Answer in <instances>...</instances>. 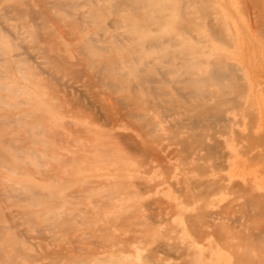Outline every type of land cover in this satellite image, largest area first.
I'll use <instances>...</instances> for the list:
<instances>
[{
  "label": "bare ground",
  "instance_id": "6f19581e",
  "mask_svg": "<svg viewBox=\"0 0 264 264\" xmlns=\"http://www.w3.org/2000/svg\"><path fill=\"white\" fill-rule=\"evenodd\" d=\"M156 1L0 0V169L30 176L32 171L27 167L35 168L37 189L25 187L30 191V200L35 201L31 206L41 205L38 201L46 197V189L54 196L63 187L69 191L67 200L73 206L76 201L85 200L97 210L137 200L147 193L169 192L178 202L162 201V206L165 205L158 213L161 217L156 219L157 229L162 238L174 241L171 249L181 255L183 264H227L219 251L213 257L214 247L209 246L211 255H207L205 247L196 240L184 241L183 230L189 224L195 233L201 231V238L214 231L229 240L228 264H264V226H259L264 223V194L245 186L246 181L243 185L226 183L219 174L229 167V162L223 160L225 143L215 139L217 134L232 133L234 112L241 110L254 117L252 101L258 93L251 92L245 67L228 54L234 44L232 34L215 17L212 23L201 18L209 0H159L158 8ZM170 12L177 13L186 24L180 27L178 22L168 20ZM244 32L242 29V35ZM52 88L65 92L76 111L94 112L109 130L83 131L60 125L51 102L56 100L50 97ZM102 96L106 102L110 97V102H102ZM171 110L172 119L167 120L171 115L162 116ZM122 119L144 133V139L156 134L157 138L173 141L180 160L193 166V175L184 180L178 178L176 182L149 178L151 168L146 163L140 164L134 156L136 153L147 156L148 145L144 148L145 141L138 143L129 135L117 132ZM246 136L253 143L257 141L256 135L253 139ZM117 143L123 144V149ZM255 146L252 148L251 144L248 151L246 147L242 152L248 163L261 164L264 168V145ZM129 150L135 153L129 154ZM236 158L231 161L235 162ZM254 175L257 176L255 172ZM17 192L21 194L23 189L11 187V198ZM228 192H235V198L218 204V195ZM19 194L14 197L20 198ZM68 211L70 215L71 210ZM65 212L68 216L65 210L63 217ZM35 213L29 211L23 216L31 222ZM236 213L240 214L237 222L243 230L240 227L238 231V227L232 237L228 230L235 227L229 215ZM50 215L48 212L43 216L48 226L61 222L68 227L82 226L93 220L76 214L60 221ZM150 216L153 214L148 218L155 222ZM99 218L97 215L94 219ZM129 221L121 223L124 228ZM139 225L132 223L128 229ZM119 226L116 229L122 230L123 226ZM6 230L0 227V232ZM105 230H97L96 234ZM232 240L237 244L231 245ZM3 241L2 263L34 260L15 238L6 237ZM128 241H113L102 234L97 244L92 243L97 249L94 256L78 258L75 253L72 264L158 263L153 250L150 256H141L143 242H138L134 254ZM108 246L129 250L130 255L122 252L109 258L104 255Z\"/></svg>",
  "mask_w": 264,
  "mask_h": 264
},
{
  "label": "rangeland",
  "instance_id": "374dc122",
  "mask_svg": "<svg viewBox=\"0 0 264 264\" xmlns=\"http://www.w3.org/2000/svg\"><path fill=\"white\" fill-rule=\"evenodd\" d=\"M263 4H264V0H218V1L209 0L206 6V12L201 18H203L205 21L209 20L211 22L209 21L208 22L212 23L214 22L212 21L213 20L212 18L215 17V21L217 20L219 22H222L224 29H226L228 33L232 34L234 38V44L229 48L228 54L238 64L245 67V72L246 71L248 72L251 81V86H250L251 92L258 93V97H255L256 99L253 97L254 102L252 101L253 111H251V115H254L253 117L254 119L252 118V116L248 114H244L241 110H238L234 112L231 117L234 124L233 127L231 128L233 129L232 133L229 135L217 134L219 137L217 135L215 136V139L219 141V143H223V144L225 143L224 153L226 155H225V159L223 160L225 161L227 160V162H229V167L226 165L227 166L226 169L222 170L219 174L223 175V177L227 180L226 183H230L231 181V183L235 182L243 185L246 181L245 186L255 188V190H258L259 192H262L264 194V188H263L264 172L261 174L264 168L262 167L261 164L248 163L249 160H247L245 154H243L246 147L247 146L250 147L251 144H253L252 148L256 147L255 144L259 145L260 143V145H264V140H263L264 139V7L262 8ZM222 5L224 6L222 7ZM160 6H161V2L159 0L156 1V7L158 8ZM251 8L254 12H252ZM225 9L228 11H226ZM232 14L233 16L231 17ZM254 17L255 19H253ZM166 18L170 21L178 22L177 25H179L180 27H182L183 24H186L185 23L186 21L184 19L179 20L177 13L174 14L173 12H170ZM261 24L263 28V33H262ZM242 29L243 32L245 31L243 35H242ZM182 30L186 31V28L183 27ZM194 34L196 35V33ZM260 50L262 52H260ZM17 52H21V50H18ZM256 56L258 58H261L262 61H258V58L256 60L255 59ZM64 93L65 92H62L57 88L56 89L52 88V92L50 94L51 98L56 99L55 102L54 101L51 102L53 103L55 110L59 115L56 118L60 125L63 124L67 125L66 126L67 129H70V127L71 128L73 127L75 129L77 127L79 130H83V131H85V129L88 130L90 129L93 131L109 130V127L102 126V123L98 121V118L93 114L94 112L91 113H87V112L85 113L83 111L78 112V110L76 111L75 108H72L68 100L69 97L67 95H64ZM57 97L60 99L57 100ZM109 98L107 97V102H106V99L102 96L101 101L102 102L104 101L106 104H108L110 102ZM256 103H258V106ZM58 104L61 107H59ZM173 114L174 111L171 110L170 112H167V114H163L162 116L171 115L172 117L170 118L167 117V120H170L173 118ZM88 122L90 123L89 125H87ZM118 124H119L118 127L120 128H117V132L123 133L124 135H129L134 140L136 139L138 143H140V140L145 141L143 146L144 148H146V146L148 145L147 146L148 152L146 153L147 156H142L141 153L138 154L136 153L137 154L136 155L134 154L135 151L129 150L127 152L129 154H134V156L139 160L140 164L146 163V165L149 166V168H151V171L147 176H149V178H151L153 181L176 182L178 178L184 180L185 177H189L193 175V170H192L193 166L190 165L188 162L186 163L187 165H185V163L180 160V156H178L175 152L177 147L174 145L173 141L160 139L159 136L157 138L156 134H153L152 136L150 135L148 138L144 139L142 138L144 133H140L139 131L135 130L125 119H122ZM247 130L249 131V134L247 133ZM246 134L249 135L248 137H252V139L253 136L256 135L254 136V139L257 141H254V143L251 142L249 138H247ZM258 135L261 136V138L260 137L257 138ZM117 144L119 148L123 149L124 147L123 144L121 145L119 143ZM246 150L248 151L249 148L247 147ZM235 157H237L236 158L237 160L235 162L234 160L231 161V159H235ZM127 168L130 170L131 167L127 166ZM183 168H185L186 170H183ZM27 169L29 171H32L30 176L19 175L20 171H17L16 172L17 174H14L5 169H0V227L3 226L7 228L6 231L0 232V237H1L0 247H2L4 244L3 238L13 237L16 240H18L22 245V247L25 249V252L34 259L33 261L20 259L19 261L21 264H50L51 262L55 264H72L73 263L72 260H74L72 256H74L75 253L76 256L78 254V258H92L97 250L95 248L98 237H100V235L102 236V234L108 235L109 239L113 241L125 242L129 239L128 243L132 245V249L129 250L134 254L136 253L135 247L139 245L138 242H143V244L141 245L142 248L140 250L141 256L143 257H145L146 255L150 256L153 250L154 252L152 253V255L158 259L157 264H183L181 255L177 251H173L171 249V247L174 246L175 244L174 241L173 240L167 241L166 239L162 238L161 234L158 233L159 230L157 229L156 219L158 217H161V215L158 216V213L160 210L161 211L163 210V206L165 205L163 204L162 206V201L163 203L165 202L167 204H168V200L171 202L172 201L178 202V199L169 192H166L163 195L162 194L158 195L155 193H147L143 195L144 197L142 196L137 200H133L129 202L127 201L125 202V204L116 203L110 206L109 208L103 210L100 209L102 211L101 212L100 210L92 209L91 207H89V202L85 200L76 201V205L73 206L72 201L67 200L68 198L67 196H70L69 191L65 190V188L63 187L60 188L59 193H56V195L54 196H50L48 194V190L46 189L44 191V193H46V197L38 201L39 203H41V205L31 206V204H33L35 201L30 200V191L28 189H25V187L29 186L31 188H35V186L39 184V180L36 179L38 177V174L33 166H28ZM254 172L257 174V176L254 175ZM11 187L23 189V192L21 194L17 192V194L15 193L12 195L14 201H12L11 195L9 194ZM36 189L37 188H35V190ZM234 193L228 192V194L222 193L221 195H218L217 203L223 204L226 202L227 203L230 202L231 199H233V197L235 198ZM18 194L20 195V198L16 199L14 196H17ZM148 194L149 196H147ZM4 195H8V196L6 198H3ZM219 198H221L220 202H219ZM19 199L21 200L23 199V200L21 201ZM67 205L69 208L67 207ZM159 205L160 208H158ZM156 206L158 207L156 208ZM144 208L145 210L148 211L145 212ZM69 209L71 210L70 215H69L70 211H68ZM65 210H67L68 213L67 215L70 216L69 218H71V216H74L76 214H80L85 218H90L93 220L89 225H82V226L72 225L71 227L66 226L64 222L63 223L61 222L60 224L58 223L57 225L58 227L55 225L48 226L49 224L43 221V216L48 212L52 213V215L50 216H54L56 219L60 221L62 219L63 220L69 219L68 216L65 215L66 212L64 213V217H63V212ZM29 211L36 212L35 213L36 216L32 218L31 222L26 221L25 217L23 216L24 213ZM81 211H88V212L85 214H81ZM152 214L153 216H150V219H154L153 221L155 222H152V220H149L148 218L149 215ZM236 214L229 215L231 216L230 219L233 221L232 226H234L235 228L228 230L229 232L225 231L228 232V234L231 236L233 232H236L238 230V227H239L238 231H240V227H242L240 226V223L237 222L238 215L240 214L238 213ZM97 215L100 218L95 220L94 218ZM145 217L147 218V220ZM128 219L130 221L129 223H127V225L124 228V225L122 224H126ZM131 220L133 221L131 222ZM132 223H136L137 225L138 224L140 225L135 229H128V226ZM119 224L121 225V227L123 226L122 230L116 229L117 225ZM189 225L185 230L182 229L183 235L185 236L184 238L185 242H190V241L192 242L196 240V242H198L201 246L205 247V249L204 248L203 249L207 255L210 254V251L208 250L209 246L214 247L213 252H211L213 257H216L219 251V254L221 253L223 254L224 258L227 261V264L229 263V258H230L229 256L231 250L228 248L229 240L226 237H221L219 235L220 234L219 232L211 231L212 233L211 234L210 231H208V233L205 234L203 233L206 237L203 236L204 238L203 237L201 238V236H199L200 235L199 232L201 233V231L197 230L198 232L197 234L195 233L196 230L194 231V228ZM260 225L264 226V223L263 224L260 223L259 226ZM121 227L119 226V228ZM56 229L58 232L56 231ZM101 229H107L108 232L107 230H105V232H100L96 234V231ZM135 230H137L138 232L136 231L137 233H135L134 232ZM160 230H164V229H160ZM242 230L243 227L241 228V231ZM85 232L88 233L87 236ZM91 234H92L91 236L92 238L89 237ZM16 236L19 238H17ZM85 236L88 239H85ZM154 236L156 238L155 240H153L152 238ZM177 242L179 243V241ZM92 243L93 244L96 243L95 247L93 246ZM235 243L236 240H232L230 242L231 245H236L237 243L236 244ZM159 244H161L162 248L159 247L160 246ZM233 247L238 250L236 246ZM91 249H93V251ZM129 250L127 252H124L118 250L117 248L114 247L112 248V246H108V249L105 250L104 255L110 258L112 256L120 255L123 252L126 256H129L130 255ZM225 250H228V253L227 251L225 252ZM8 252H10V250H8ZM63 255H65L67 262L66 259H64ZM80 255L82 257H80ZM0 264H8V263H2L0 261Z\"/></svg>",
  "mask_w": 264,
  "mask_h": 264
}]
</instances>
